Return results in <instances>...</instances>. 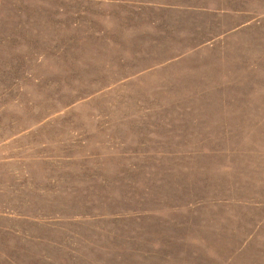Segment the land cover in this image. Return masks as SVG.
<instances>
[{
	"label": "rangeland",
	"instance_id": "obj_1",
	"mask_svg": "<svg viewBox=\"0 0 264 264\" xmlns=\"http://www.w3.org/2000/svg\"><path fill=\"white\" fill-rule=\"evenodd\" d=\"M0 264H264V0H0Z\"/></svg>",
	"mask_w": 264,
	"mask_h": 264
}]
</instances>
